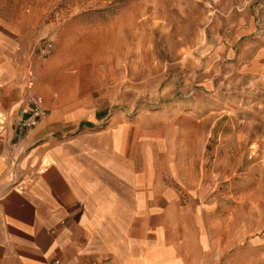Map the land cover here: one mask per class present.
Wrapping results in <instances>:
<instances>
[{
    "label": "rangeland",
    "instance_id": "1",
    "mask_svg": "<svg viewBox=\"0 0 264 264\" xmlns=\"http://www.w3.org/2000/svg\"><path fill=\"white\" fill-rule=\"evenodd\" d=\"M0 28L49 108L186 135L203 263L264 264V0H0Z\"/></svg>",
    "mask_w": 264,
    "mask_h": 264
},
{
    "label": "crops",
    "instance_id": "2",
    "mask_svg": "<svg viewBox=\"0 0 264 264\" xmlns=\"http://www.w3.org/2000/svg\"><path fill=\"white\" fill-rule=\"evenodd\" d=\"M13 49L0 28V264H204L205 209L173 183L186 135L45 101L21 132L31 92ZM12 150L24 190L8 188Z\"/></svg>",
    "mask_w": 264,
    "mask_h": 264
},
{
    "label": "built area",
    "instance_id": "3",
    "mask_svg": "<svg viewBox=\"0 0 264 264\" xmlns=\"http://www.w3.org/2000/svg\"><path fill=\"white\" fill-rule=\"evenodd\" d=\"M30 104L29 111L25 117L17 122V128L21 131H28L33 129L36 124L48 114V109L45 106L44 100L41 95L30 93L28 97ZM19 156L12 150L10 153V170L8 172V188H17L24 190L23 177L20 176L17 170Z\"/></svg>",
    "mask_w": 264,
    "mask_h": 264
}]
</instances>
